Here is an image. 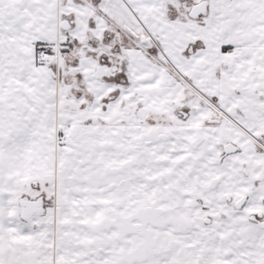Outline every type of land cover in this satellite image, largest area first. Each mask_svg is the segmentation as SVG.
Returning a JSON list of instances; mask_svg holds the SVG:
<instances>
[{
    "label": "snow or ice",
    "instance_id": "6c2138e0",
    "mask_svg": "<svg viewBox=\"0 0 264 264\" xmlns=\"http://www.w3.org/2000/svg\"><path fill=\"white\" fill-rule=\"evenodd\" d=\"M0 264H264V0H0Z\"/></svg>",
    "mask_w": 264,
    "mask_h": 264
}]
</instances>
